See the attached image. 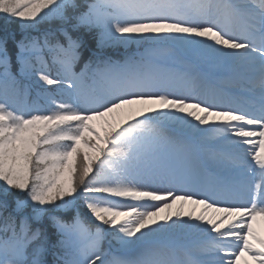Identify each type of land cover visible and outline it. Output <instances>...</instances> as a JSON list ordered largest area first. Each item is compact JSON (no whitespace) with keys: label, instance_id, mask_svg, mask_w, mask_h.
Here are the masks:
<instances>
[{"label":"snow or ice","instance_id":"6c2138e0","mask_svg":"<svg viewBox=\"0 0 264 264\" xmlns=\"http://www.w3.org/2000/svg\"><path fill=\"white\" fill-rule=\"evenodd\" d=\"M0 14V264H264V0Z\"/></svg>","mask_w":264,"mask_h":264},{"label":"bare ground","instance_id":"6f19581e","mask_svg":"<svg viewBox=\"0 0 264 264\" xmlns=\"http://www.w3.org/2000/svg\"><path fill=\"white\" fill-rule=\"evenodd\" d=\"M185 210H188V211L195 210V212L197 213V208L194 205H185L184 211ZM261 224H262V226L260 228L262 229V231H264V222H261ZM253 226H255V225H253ZM249 264H251V261L249 262Z\"/></svg>","mask_w":264,"mask_h":264},{"label":"trees","instance_id":"16d2710c","mask_svg":"<svg viewBox=\"0 0 264 264\" xmlns=\"http://www.w3.org/2000/svg\"><path fill=\"white\" fill-rule=\"evenodd\" d=\"M79 2V1H78ZM80 3V2H79ZM53 23H55V22H53ZM3 24V21L2 20H0V25H2ZM13 27V30H15V26H12ZM120 51H124V49H121ZM81 211H83V210H81ZM66 217H69L71 214L70 213H66V214H64ZM46 259H48V260H51V256H48V257H46Z\"/></svg>","mask_w":264,"mask_h":264},{"label":"rangeland","instance_id":"374dc122","mask_svg":"<svg viewBox=\"0 0 264 264\" xmlns=\"http://www.w3.org/2000/svg\"><path fill=\"white\" fill-rule=\"evenodd\" d=\"M0 15H2V14H0ZM142 50V49H141ZM195 207H197V211H198V213H199V211H200V208L198 207V206H195Z\"/></svg>","mask_w":264,"mask_h":264}]
</instances>
